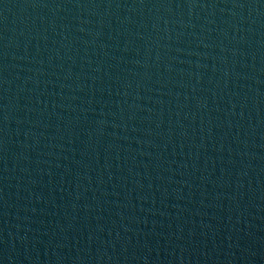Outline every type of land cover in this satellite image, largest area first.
Returning <instances> with one entry per match:
<instances>
[{"label":"water","instance_id":"water-1","mask_svg":"<svg viewBox=\"0 0 264 264\" xmlns=\"http://www.w3.org/2000/svg\"><path fill=\"white\" fill-rule=\"evenodd\" d=\"M0 264H264V0H0Z\"/></svg>","mask_w":264,"mask_h":264}]
</instances>
